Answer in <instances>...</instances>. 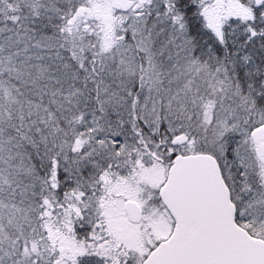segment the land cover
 I'll return each instance as SVG.
<instances>
[{"label":"snow or ice","instance_id":"1","mask_svg":"<svg viewBox=\"0 0 264 264\" xmlns=\"http://www.w3.org/2000/svg\"><path fill=\"white\" fill-rule=\"evenodd\" d=\"M0 264H264V0H0Z\"/></svg>","mask_w":264,"mask_h":264}]
</instances>
